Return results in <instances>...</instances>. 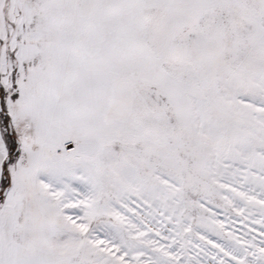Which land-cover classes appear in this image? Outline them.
<instances>
[{
    "label": "snow or ice",
    "instance_id": "snow-or-ice-1",
    "mask_svg": "<svg viewBox=\"0 0 264 264\" xmlns=\"http://www.w3.org/2000/svg\"><path fill=\"white\" fill-rule=\"evenodd\" d=\"M0 264H264V0H0Z\"/></svg>",
    "mask_w": 264,
    "mask_h": 264
}]
</instances>
